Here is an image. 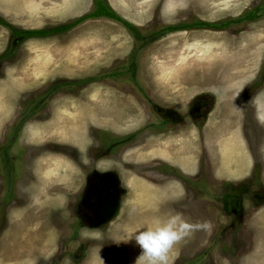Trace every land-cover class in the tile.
I'll use <instances>...</instances> for the list:
<instances>
[{
    "label": "rangeland",
    "instance_id": "374dc122",
    "mask_svg": "<svg viewBox=\"0 0 264 264\" xmlns=\"http://www.w3.org/2000/svg\"><path fill=\"white\" fill-rule=\"evenodd\" d=\"M107 1L140 36L102 17L19 41L0 23V264H136L135 239L118 241L174 212L212 228L175 245L168 264H264V0ZM91 10L0 0V18L29 30ZM153 103L180 125L158 128ZM116 133L136 145L109 144ZM175 186L177 198H159Z\"/></svg>",
    "mask_w": 264,
    "mask_h": 264
},
{
    "label": "clouds",
    "instance_id": "9594fccd",
    "mask_svg": "<svg viewBox=\"0 0 264 264\" xmlns=\"http://www.w3.org/2000/svg\"><path fill=\"white\" fill-rule=\"evenodd\" d=\"M259 118L264 121V114H261ZM211 228L210 222L193 223L185 219L183 214L174 212L164 220H157L155 227L122 237L118 243H127L135 239L136 244L142 249L136 264H168V253L175 245L196 231L210 232Z\"/></svg>",
    "mask_w": 264,
    "mask_h": 264
},
{
    "label": "trees",
    "instance_id": "16d2710c",
    "mask_svg": "<svg viewBox=\"0 0 264 264\" xmlns=\"http://www.w3.org/2000/svg\"><path fill=\"white\" fill-rule=\"evenodd\" d=\"M256 15V14H255ZM243 17H241L240 19H245L252 17V14L250 13L249 15H242ZM109 18V19H113L116 21H119L121 23H123L128 29H130V31H132L133 33H135L137 36H140L138 33L139 31H137V29L135 27H133L130 23H128L126 20H124L123 18H121L119 15H117L113 9L110 7L109 3L107 0H92V10L86 14H84L83 16L79 17L76 21L69 23V24H64V25H60V26H54V27H50V28H43V29H20L17 28L15 26L10 25L8 22L4 21L3 19L0 18V23L5 24L9 30L12 33V37L13 38H20L19 41L21 40H25L27 38H31V37H35V38H41V37H45V36H49L50 34H54L56 32H61L64 30H68L70 28H72L73 26H75L76 24L88 19V18ZM200 24H206V23H198L197 25ZM223 23L220 24H216L221 25ZM211 24V26H216ZM183 28V25H178V26H173V27H168V29H180ZM141 33V32H140ZM91 79L85 80V81H90ZM83 81V82H85ZM76 85V83H74ZM55 86V85H54ZM59 87V86H58ZM56 88V87H54Z\"/></svg>",
    "mask_w": 264,
    "mask_h": 264
},
{
    "label": "flooded vegetation",
    "instance_id": "af4514ba",
    "mask_svg": "<svg viewBox=\"0 0 264 264\" xmlns=\"http://www.w3.org/2000/svg\"><path fill=\"white\" fill-rule=\"evenodd\" d=\"M198 96V95H197ZM205 96L204 95H200L197 99H192V102L194 101V100H196L195 102H194V107H195V110H197V111H199V110H203L204 111V113H202V115L203 114H205L206 112H207V115L212 111V108L209 110V111H207V109L206 108H208V106H207V103H205V101L204 100H202V98H204ZM196 98V97H195ZM206 98V97H205ZM207 99V98H206ZM211 101V103H213V105H214V102H215V99L213 98L212 100H210ZM152 106L155 108V111H156V113H157V115L160 117V119H162V121L160 122V124L161 125H159L158 126V128H161L163 125H165V124H174V126L176 127V125L175 124H177V126L178 125H180V123L182 122V120L181 119H178V116H177V111H173V110H170L169 108H166V109H161V108H159L158 107V105H156V104H152ZM213 107V106H212ZM190 115L191 116H193V114H191L190 113ZM165 116V117H164ZM126 125H128L127 123H126ZM140 129V128H139ZM22 134H23V130H22ZM103 135H104V133H103ZM127 135H129V133H127ZM127 135H125V136H120L119 134H115L114 135V137L116 138V140L115 141H113V142H110L109 144H111V145H136L135 143H137L134 139L133 140H131V142L130 141H127V142H123L122 143V141H123V139L121 138V137H126ZM119 140H122V141H120V142H118ZM143 144V143H142ZM99 145H101V141H99ZM123 148V147H122ZM121 148H119L118 149V151L120 150ZM119 153H121V151L119 152ZM111 172H106V174H110ZM114 174V173H113ZM100 177V176H99ZM116 179V181H117V178H115ZM86 180H87V178H86ZM85 180V185H84V187H83V189H82V191H80V193H79V197H80V202L82 203V200H84V198H85V195H87V194H90L91 193V191H92V189H88V180L86 181ZM118 180H119V177H118ZM118 186L116 185V188H113V186L111 185L110 186V188L109 189H107L106 190V194H105V196L107 197L106 199H107V202L106 203H108L109 202V199L108 198H111V202H112V208L113 207H115L119 202H118V199H119V197H116V196H119L118 194H119V191H118V188H117ZM105 192V191H104ZM104 206H105V204H104ZM111 208V209H112ZM117 215V214H116Z\"/></svg>",
    "mask_w": 264,
    "mask_h": 264
},
{
    "label": "crops",
    "instance_id": "0c3cea01",
    "mask_svg": "<svg viewBox=\"0 0 264 264\" xmlns=\"http://www.w3.org/2000/svg\"><path fill=\"white\" fill-rule=\"evenodd\" d=\"M211 118V114H210V116H209V119ZM208 119V120H209ZM234 136V134L232 135V137ZM236 138V137H235ZM238 138V137H237ZM232 142V145H236V142H238V140L236 139V140H234V141H231ZM226 149L227 148H231L232 146H231V144L230 145H226V146H224ZM151 150V149H150ZM144 154H146V152H143ZM149 154L150 155H153V156H155V158H162V159H164V160H170L171 158H169L168 157V154L165 152V150H163V149H158V148H155V149H152L151 151H149ZM168 162H171V161H168ZM46 163H47V161H46ZM173 165H175V166H177L176 164H174V163H172ZM238 164L240 165V167H241V169H243V171L242 172H246L248 169H249V166H250V164H251V159H249V156H243V158H241V159H239L238 160ZM179 167V166H178ZM231 167V166H230ZM236 167H239V166H236ZM181 168L184 170V171H182V172H185V169L186 170H190V168H188V166L187 165H185V166H183V165H181ZM240 169V170H241ZM176 190H177V186H175V188H169L168 190H166L167 192H168V194H164V192L162 193L161 191H158V193H160L159 194V198L161 197L162 198V200L164 199V198H177L178 197V193L176 192ZM144 196H145V193L142 191L141 193H139L138 194V196H136L135 195V198H144ZM162 202V201H161ZM162 204V203H161ZM136 209H134V207L131 209V211H129V214L128 215H130V214H132L133 213V216H132V218H133V220L134 219H138L139 218V216H137L136 217V211H135ZM129 219V221L131 220L130 219V217L128 218ZM124 230V229H123ZM128 230V229H127ZM27 263V262H26Z\"/></svg>",
    "mask_w": 264,
    "mask_h": 264
}]
</instances>
